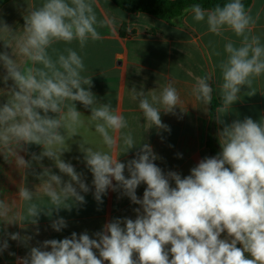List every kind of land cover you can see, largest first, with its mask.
Segmentation results:
<instances>
[{"label": "clouds", "instance_id": "clouds-1", "mask_svg": "<svg viewBox=\"0 0 264 264\" xmlns=\"http://www.w3.org/2000/svg\"><path fill=\"white\" fill-rule=\"evenodd\" d=\"M96 7L97 0H41L27 11L22 28L0 22V41L11 50L0 52L3 81H12L0 92L7 97L0 104V155L14 162L25 180L29 170L39 180L34 190L22 181L15 199L0 198V222L23 229L37 224L41 213L52 216L85 203L81 193L90 191L88 184L62 159L76 136L82 137L79 150L93 177L94 199L102 203L109 189L122 190L139 207L135 219H113L94 236L73 232L30 247L19 264H264V119L225 124L218 131V154L201 159L187 176L165 173L154 163L158 157L151 145L138 143L128 130L125 116L91 91L92 76L85 75L81 53L90 41L103 39L100 28L114 31V18L98 17ZM190 11L195 22L206 23L209 33L231 32L239 38V43L227 40L219 64L221 104L216 114L223 123L219 117L240 99L241 90L255 94L254 82L264 77V42L254 31L259 13L254 16L243 0H225L208 9L194 4ZM211 79H197L190 92L195 102L211 105ZM130 94L148 129H167L161 112L186 111L174 81L158 95L135 87ZM77 103L91 114L84 115ZM89 131L100 137V147L87 139L84 133ZM28 145L42 151L25 159L20 152ZM136 147L133 159L120 162L122 154ZM45 158L60 174L43 166ZM33 162L42 169L39 173ZM141 184L146 185L142 199L136 194ZM51 227L60 232L67 223L58 217ZM7 235L25 246L32 239ZM8 247L7 239L0 240V254Z\"/></svg>", "mask_w": 264, "mask_h": 264}, {"label": "crops", "instance_id": "crops-1", "mask_svg": "<svg viewBox=\"0 0 264 264\" xmlns=\"http://www.w3.org/2000/svg\"><path fill=\"white\" fill-rule=\"evenodd\" d=\"M40 2L41 0L0 1V22L14 30L22 28L27 11ZM248 8L254 16L259 13L254 31L264 42V0H251ZM96 12L100 18H114V31L113 28H100L103 39L90 41L81 53L87 69L85 75L92 76L91 91L100 102H110L125 116L129 122L128 130L132 131L138 143L151 145L158 157L154 163L165 173L175 171L182 177L187 176L201 159L218 154L221 150L218 131L225 124L245 118L255 121L264 119V77H261L253 85L256 93L250 95L251 90L242 89L240 99L227 113L219 117L223 123L218 122L216 108L221 104L219 64L225 58L223 49L227 40L239 43V38L233 33L225 32L223 36L209 33L206 23L195 22L190 10L173 21L166 22L144 13L124 12L110 0H97ZM57 47L62 49L64 45ZM72 47L79 51L75 43ZM5 51L11 53L0 41V52ZM217 52L221 55H216ZM5 75L6 70L0 65V92L6 91L12 85L11 80L4 83ZM206 75L211 76L214 89L212 103L215 102V105L212 110L211 105H201L190 95L197 79ZM170 81H174L175 87L180 91L186 111L176 108L175 114L161 112L162 123L167 125V129H158L155 126L148 129L138 101L131 98L130 89L135 87L149 95H158ZM6 99L5 95L0 94V104L6 102ZM77 108L86 116L91 114L90 109H85L79 103ZM84 134L93 147L101 146L100 137L94 131ZM81 141L82 137H73L68 142L70 151L65 152L62 159L70 162L88 184L90 191L81 193L85 197V203L73 204L70 210L60 209L58 213L53 212L52 216L41 213L37 224L28 223L23 229L19 225H5L0 222V240L7 239L9 244L8 249L0 254V264H19L18 258L26 256L30 247L38 246L45 240H60L70 237L73 232L79 235L85 231L94 236L96 232L102 231L104 224L113 219H135L134 209L139 205L133 204L123 195L122 190L109 189L102 196V203L94 199L93 177L83 160V153L79 150ZM26 148L27 151L20 152L25 159H31L32 153L38 155L42 151L37 145H28ZM138 151L139 147H136L122 154L119 157L120 162L127 163ZM42 164L60 174L53 161L45 158ZM33 169L36 173L42 170L35 162ZM125 175H128L127 171ZM64 179L67 180V177ZM22 181L33 190L39 184L31 170L25 180L15 163L5 161L0 155V198L15 199ZM145 188V184L138 186V198L142 199ZM58 217H62L67 223V227L60 232L51 227ZM9 233H20L21 236H31L32 239L25 246L19 241L9 239ZM225 235L222 234V238ZM237 246L241 247L239 244Z\"/></svg>", "mask_w": 264, "mask_h": 264}, {"label": "trees", "instance_id": "trees-1", "mask_svg": "<svg viewBox=\"0 0 264 264\" xmlns=\"http://www.w3.org/2000/svg\"><path fill=\"white\" fill-rule=\"evenodd\" d=\"M6 2L7 0H0ZM119 9L127 13H144L155 18L171 22L176 17L190 10L194 4H200L205 9L223 4L225 0H110ZM251 0H243L248 8ZM215 102L211 104L214 107ZM212 113V112H211Z\"/></svg>", "mask_w": 264, "mask_h": 264}]
</instances>
